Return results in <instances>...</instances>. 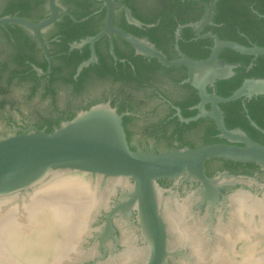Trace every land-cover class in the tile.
I'll return each mask as SVG.
<instances>
[{"label": "water", "instance_id": "1", "mask_svg": "<svg viewBox=\"0 0 264 264\" xmlns=\"http://www.w3.org/2000/svg\"><path fill=\"white\" fill-rule=\"evenodd\" d=\"M211 159L264 173V0H0V198L61 172L129 180L97 258L135 211L165 264L157 181L199 183L211 214L241 176Z\"/></svg>", "mask_w": 264, "mask_h": 264}, {"label": "rangeland", "instance_id": "2", "mask_svg": "<svg viewBox=\"0 0 264 264\" xmlns=\"http://www.w3.org/2000/svg\"><path fill=\"white\" fill-rule=\"evenodd\" d=\"M58 174L60 176L57 178L63 176L67 178L66 176L74 175V173L62 172ZM81 176L87 180L86 183L91 193L93 192L95 195L103 194L105 191L108 192L109 190L104 189H109L110 184L117 181L113 179L103 181L99 177L85 174ZM53 177L49 178V180ZM49 180L39 186L38 189L29 191L27 195L22 193L0 198V217L9 216L12 218L10 223L5 227L0 225V264H127V255L125 253L122 251H115L113 253L108 249L111 246L110 243L108 245V242H110L109 239L102 242L105 248V254L97 258L100 250L97 249L96 242H98L102 229L94 234L92 233L94 236L92 241L89 236L91 229H98L99 226L97 225L101 224L99 221L100 215L111 204L116 192L120 190L127 191L128 185L131 182L124 179L120 180L119 184L113 186V192L108 195L107 201L104 203L93 202L92 204L86 203V201L72 203L68 206L70 208L72 206L73 208L67 212L72 214L66 220L42 219L40 224L35 223L37 228L32 232H28V234L30 233L29 235L23 234L28 231H24V229L29 228V220H27L28 215L26 212V203L29 199L32 200L34 196L37 197L39 195L36 202L37 207L41 208L42 212H47L43 200L46 198V187L51 183ZM69 187L62 186L58 189L55 188V192L52 193L53 197L66 193V196H68L66 200L69 201L70 193L73 190V187L72 190ZM252 189L251 195L257 199H262L264 189ZM84 193L86 195L88 194L87 191ZM83 194L80 195L86 197ZM239 194L241 196L244 195L242 191H238L229 198L226 204V212L223 214L215 213L211 218L209 211L207 212L206 209L199 210L193 208L199 196L188 199L187 195L178 196L171 192L161 194L158 199V208L166 232L167 255L165 257V264H264V230H259L261 228L260 226L258 227L260 223L256 221L251 222L246 214L242 220L236 215V199L237 201L241 200ZM84 198L82 197V201ZM76 215L78 217L77 219ZM207 216L211 220L209 224L206 222ZM117 217L120 218L121 214L114 216L111 224L117 237L116 244H129L130 242L132 244L138 242L137 238L133 240L131 235L128 234L130 238H127V236L122 234L123 229L120 227L122 223L121 221L119 222ZM75 221H79L80 225L77 230H73L74 234L71 232L72 235L69 233V230L73 227ZM136 226L138 227L137 222ZM16 227L22 230L21 233L24 237L20 234L16 235ZM132 228L133 226L131 225V231H133ZM138 233L140 234V242L147 245L140 229ZM71 236H74L75 241L72 242V245H65V240L71 239ZM238 237L239 239L242 238V241H239ZM33 238H35V241ZM88 240L92 243L86 244L85 241ZM62 242L64 245L61 244ZM52 243L54 245L59 244V246L58 251L56 250L54 252L52 250L51 253L49 250L46 251L47 249L44 247L53 245ZM39 245L42 247H38ZM18 247L21 250H18ZM144 256L143 253L140 257L143 259ZM137 263L142 264V261Z\"/></svg>", "mask_w": 264, "mask_h": 264}, {"label": "bare ground", "instance_id": "3", "mask_svg": "<svg viewBox=\"0 0 264 264\" xmlns=\"http://www.w3.org/2000/svg\"><path fill=\"white\" fill-rule=\"evenodd\" d=\"M57 174H54L52 175L51 177H53L52 179H48L51 183L50 185H48L46 187V198L43 200V204H44V207H46L47 209V212H42V209L41 208H38L36 202H37V197L39 196H34L31 199L28 200V202L26 203V212H27V215H28V219L29 220V225H28V229H24V231L28 230L27 232L23 233V234H28V232H32L35 228H37L35 226V223L36 224H40V222H42L41 220L42 219H54V220H57V219H62L63 220H66V218H69L70 214L72 213H67L69 210H71V208H73L71 206V208L68 206V205H71L72 203H77V202H85L86 203H92L93 202H99L100 204L103 202H106L107 201V198H108V195L110 193L113 192V186L116 185V184H119L120 181H115L113 182L112 184H110V188L108 189H104V190H109L108 192L105 191V193L103 194H99V195H95V193H91L90 189H89V186L87 185L85 178L81 175H73V176H66L67 178H64L63 177H59L57 178L58 176H60L59 174L56 176ZM50 177V178H51ZM57 178V179H56ZM47 180V181H48ZM46 181V182H47ZM49 184V183H48ZM57 184V185H56ZM112 185V186H111ZM62 186H70L69 188L72 190V187H73V190L72 192L70 193V200L67 201L66 200V193L64 194H60L56 197H53L52 193L55 192V188H59V187H62ZM38 189V188H36ZM34 189V190H36ZM69 190V189H68ZM103 190V191H104ZM57 191V190H56ZM87 191V195L83 192ZM40 192V191H39ZM244 195H240L241 196V200L240 201H237L236 199V215L242 220L245 216V214L247 215V218L251 220V222H259L260 225H258V227L260 226L261 228H259V230L263 231L264 230V194L262 195V199H257L256 197L252 196L251 193L247 190H243L242 191ZM39 194V193H38ZM43 194V193H42ZM80 194H83V195H86L85 196H82ZM32 195V194H31ZM45 196V195H44ZM236 196H238V194H236ZM32 197V196H31ZM82 197L84 198V200L82 201ZM232 197V196H231ZM42 199V198H41ZM57 203V204H56ZM64 203V204H63ZM66 203V204H65ZM99 204V205H100ZM77 205V204H76ZM80 206V205H79ZM98 206V205H97ZM100 208V207H99ZM45 209V208H44ZM79 210V209H78ZM3 212V211H2ZM8 212V211H7ZM76 212V211H75ZM4 213V212H3ZM13 213V212H12ZM81 213V212H80ZM90 215V214H89ZM72 217V216H71ZM77 215H76V219H77ZM85 218V217H84ZM83 218V219H84ZM10 220H12L11 217L9 216H1L0 217V225L2 227H5L7 224L10 223ZM74 220V219H73ZM85 222V221H83ZM42 225V224H41ZM49 225V224H48ZM80 225V222L79 221H75V224L73 225V227L69 230V233L73 232L74 234V231L78 229ZM17 226V224H16ZM65 226V225H64ZM46 227V226H45ZM14 228V227H13ZM32 229V230H31ZM53 229V228H52ZM21 229L19 227H16L15 228V233L16 235L17 234H20L23 236V234L21 233L22 230L20 231ZM74 230V231H73ZM51 232V231H50ZM264 232V231H263ZM262 233V232H261ZM30 234V233H29ZM28 234V235H29ZM72 234V233H71ZM72 234V235H73ZM15 235V236H16ZM44 235V234H43ZM49 235V234H48ZM33 236V235H32ZM75 236V235H74ZM74 236H71V239H68V240H65V245H72V242L75 241L74 239ZM5 237V236H4ZM20 237V236H19ZM24 237V236H23ZM66 237V236H65ZM36 238V237H35ZM35 238H33V240L35 241ZM55 238V237H54ZM70 238V237H69ZM239 239V237H238ZM3 241V240H2ZM32 242V240H30ZM43 241V240H42ZM239 241H242V238L239 239ZM51 243V242H50ZM59 243V241H58ZM69 243V244H68ZM21 244V243H20ZM35 244V242H34ZM34 244H32V246H34ZM53 244V243H52ZM62 245L63 242L61 243ZM27 245V244H26ZM22 246V245H21ZM25 246V245H24ZM30 246V247H32ZM58 246L59 244L57 245H50V246H46L44 247L45 249H47L46 251H50L52 253V250H54V252L58 249ZM23 247V246H22ZM26 247V246H25ZM35 247V246H34ZM38 247H42L41 245H39ZM65 247V246H64ZM60 248V247H59ZM18 250H21L19 247L17 248ZM26 249V248H24ZM23 250V249H22ZM63 250V249H62ZM58 251V250H57ZM61 259V258H60ZM59 262V261H58ZM59 264V263H58Z\"/></svg>", "mask_w": 264, "mask_h": 264}, {"label": "flooded vegetation", "instance_id": "4", "mask_svg": "<svg viewBox=\"0 0 264 264\" xmlns=\"http://www.w3.org/2000/svg\"><path fill=\"white\" fill-rule=\"evenodd\" d=\"M203 167H204V174L205 175H241L238 183L224 188L223 193H222L223 199L220 198L215 203L214 207L212 208L211 214H209L210 218L212 215L214 216L215 213L223 214L224 212H226V204L228 203L229 198L234 195V193H236L238 191L241 192L243 190H247L252 194V191H251V190H253L252 188L258 189V186L254 184L255 181L259 184H264V173H262L255 165H253V164L251 165V163H234V162H230V161H226V160H222V159H211V160H207L204 163ZM157 184L161 188L169 190L168 193L171 192V193L177 194L178 196L187 195L188 199H190L191 197L199 196L196 199V204L193 205V208L199 209V210L206 209V211L208 212V204L207 203H203V205L201 206L202 198L199 195V190H200L199 183H197V182L189 183L188 181L183 180L182 178H178V179H171V180H158ZM118 193L119 192H116L114 199L111 201V204L108 205L107 209H109L113 205L117 204ZM222 201H223V205H221ZM106 213H107V211H104L103 214L100 215L99 221L101 224L97 225V226H99L98 229H91L90 230L91 233H90L89 238L91 241L94 239V236L92 235V233L94 234V233L98 232L100 229H102V224L104 223V217H105ZM135 215L136 214L134 212L132 214V216H130L131 218L129 221V227L123 222L121 217L120 218L117 217V218L119 219V222L121 221V223H122V226L120 225V227L123 229L122 234L127 236V238H130L129 235H131L133 240L135 238H137L138 242H134L132 244H131V242L129 244H123L122 243L120 245V248L113 250V243L110 241V242H108V245L110 243L111 246L108 249H110L111 252H113V253H115V251L116 252L122 251L123 253H125L127 255V257H126L127 264H139L137 262H140V261H142V264H146L148 247L145 243L140 242V236H139L140 234L138 233L139 229L136 226ZM210 218L209 217L207 218L206 222L208 224H209V222H211ZM131 225L133 226V228H132L133 231H131ZM133 232H135V234H133ZM85 242H86V244L92 243V242H89V240L85 241ZM96 243L98 244V242H96ZM104 244H106V243H104ZM143 253L145 256L142 259V257H140V256Z\"/></svg>", "mask_w": 264, "mask_h": 264}, {"label": "trees", "instance_id": "5", "mask_svg": "<svg viewBox=\"0 0 264 264\" xmlns=\"http://www.w3.org/2000/svg\"><path fill=\"white\" fill-rule=\"evenodd\" d=\"M252 165V164H251Z\"/></svg>", "mask_w": 264, "mask_h": 264}]
</instances>
